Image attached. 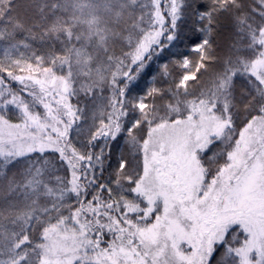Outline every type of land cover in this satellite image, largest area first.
<instances>
[{
	"label": "snow or ice",
	"instance_id": "6c2138e0",
	"mask_svg": "<svg viewBox=\"0 0 264 264\" xmlns=\"http://www.w3.org/2000/svg\"><path fill=\"white\" fill-rule=\"evenodd\" d=\"M0 264H264V0H0Z\"/></svg>",
	"mask_w": 264,
	"mask_h": 264
},
{
	"label": "trees",
	"instance_id": "16d2710c",
	"mask_svg": "<svg viewBox=\"0 0 264 264\" xmlns=\"http://www.w3.org/2000/svg\"><path fill=\"white\" fill-rule=\"evenodd\" d=\"M218 42H219V38H218ZM179 51L187 54V49H185L183 45L180 46ZM166 59H168L167 53L161 57V60H166ZM156 67L157 65L155 63L150 66L148 71L144 74L143 78L140 80L138 90L143 89L147 85V83L149 82V77L151 74L155 73ZM206 78L207 77L205 76V79Z\"/></svg>",
	"mask_w": 264,
	"mask_h": 264
}]
</instances>
